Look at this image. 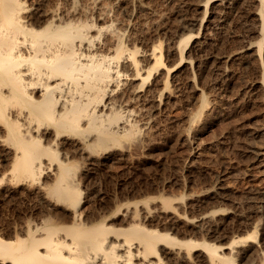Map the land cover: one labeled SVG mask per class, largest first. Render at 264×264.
<instances>
[{"label":"bare ground","instance_id":"6f19581e","mask_svg":"<svg viewBox=\"0 0 264 264\" xmlns=\"http://www.w3.org/2000/svg\"><path fill=\"white\" fill-rule=\"evenodd\" d=\"M95 1L0 0V205L10 208L18 198L45 201L51 188L58 197L56 205L68 211L53 215L54 206H36L29 212L14 211L11 222L2 216L0 264H264L259 223H250L248 238L223 244L174 237L170 231L185 223L208 233L221 229L206 211L191 218L184 196L97 202L98 213L84 214L86 202L74 182L73 165L59 158L52 143L68 134L87 135L94 136L90 146L103 149L109 142L132 139L139 123L147 126L159 115L181 92L183 82L193 83V53L202 52L205 40L191 27L200 26L206 17L207 23L215 20L217 10L228 15L236 3L244 6L246 1H198L204 17L190 19L189 26L172 37L169 61L161 44L141 50L127 43L124 28L99 26L96 21L101 19L92 9ZM220 16L218 25H224L227 18ZM257 20L254 25L262 34L263 21L259 25ZM250 49L246 44L241 52ZM248 240L257 246L241 249Z\"/></svg>","mask_w":264,"mask_h":264},{"label":"rangeland","instance_id":"374dc122","mask_svg":"<svg viewBox=\"0 0 264 264\" xmlns=\"http://www.w3.org/2000/svg\"><path fill=\"white\" fill-rule=\"evenodd\" d=\"M198 1L202 0H96L95 7L89 6L93 7L95 17L101 19H95L99 26L113 24L116 29L124 28L127 43L141 50L161 44L169 61L170 45L175 38L172 37L178 36L180 27H188L190 19L204 17L197 7ZM245 1V7L243 2L236 3L228 15L217 10V18L213 16L215 20L209 24L206 17L198 28L191 27L193 34L199 32L201 40H205L202 52L193 53L192 87L183 82L181 92L161 107L155 114H159L157 118L154 116L147 126L139 123L132 139L109 142L103 149L93 148L94 136L68 134L71 137L66 135L55 142L51 139L59 158L73 165L74 182L86 202L84 214L94 213L100 202L109 205L124 199L134 202L148 197L184 196V208L191 218L206 211L221 229L208 233L206 229L196 230L193 223H185L176 228L178 231H170L174 237L223 244L248 238L252 233L250 225L259 223V236L264 243V33L259 34L254 25L259 18L263 27L264 0L263 4L260 0ZM219 16H226L228 24L218 25ZM246 44L251 49L241 52ZM205 59L208 64H200ZM204 99L207 107L199 112ZM133 107L140 109L138 103ZM48 174L50 179L51 173ZM49 193L45 201L37 197L18 198L10 208L0 205V218L11 222L15 220L14 211L29 212L30 207L36 206L39 210L55 207L53 215H65L66 208L56 205L58 197ZM254 243L248 240L240 248H255Z\"/></svg>","mask_w":264,"mask_h":264}]
</instances>
